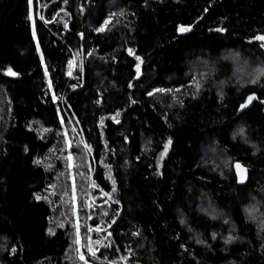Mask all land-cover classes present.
<instances>
[{"label":"trees","instance_id":"obj_1","mask_svg":"<svg viewBox=\"0 0 264 264\" xmlns=\"http://www.w3.org/2000/svg\"><path fill=\"white\" fill-rule=\"evenodd\" d=\"M34 10L0 0V264H264V0Z\"/></svg>","mask_w":264,"mask_h":264},{"label":"rangeland","instance_id":"obj_2","mask_svg":"<svg viewBox=\"0 0 264 264\" xmlns=\"http://www.w3.org/2000/svg\"><path fill=\"white\" fill-rule=\"evenodd\" d=\"M30 2V16H31V20H32V25H33V29H34V19H35V10H34V0H29ZM35 33V31H34ZM75 65V59H71L69 61V69H70V73H71V70L73 69ZM68 139V138H67ZM68 146H70V142L68 140ZM202 156H203V159L205 158H208L210 160V156L211 157H215V158H218L216 156V153L213 152V150L211 148H206V149H203L202 150ZM219 159V162L222 163L221 161V158H218ZM68 160H69V172H70V177L72 178V180L74 179V168H75V165H74V161H73V156L72 154L70 153L68 155ZM224 164L222 166H224L226 164V162L224 161L223 162ZM72 197L74 199V212H75V217H76V222H77V245H78V249H79V256L82 257V254L80 253L81 249H82V241H81V236H80V229H79V224H78V214H77V206H76V197H77V190L76 188H74V181H73V189H72ZM90 240H92V237H90Z\"/></svg>","mask_w":264,"mask_h":264},{"label":"water","instance_id":"obj_3","mask_svg":"<svg viewBox=\"0 0 264 264\" xmlns=\"http://www.w3.org/2000/svg\"><path fill=\"white\" fill-rule=\"evenodd\" d=\"M69 24H70V21L67 22V24H66V27L68 29H69ZM80 37H81V39L83 41L82 36H80ZM81 49H82V65H83V60H84V57H85V54L83 52V45H81ZM252 102H253L252 99L251 100L247 99L246 101H244L243 104L239 108V112L245 111L247 108H249L252 105ZM238 165H239V167H237ZM234 172H235L238 184L242 185V184L247 183V181L249 179V167L244 165L242 162L237 161L234 164ZM118 217H119V215L116 217L115 221L117 220ZM101 231H103V230H101ZM107 234H110V232H107ZM106 240H107V236H106L105 241L103 242V244L106 242ZM103 244L100 245L99 248H101L103 246Z\"/></svg>","mask_w":264,"mask_h":264},{"label":"snow or ice","instance_id":"obj_4","mask_svg":"<svg viewBox=\"0 0 264 264\" xmlns=\"http://www.w3.org/2000/svg\"><path fill=\"white\" fill-rule=\"evenodd\" d=\"M101 30H103V29H101ZM187 30L188 29H183V28L181 29V31H187ZM259 39L264 40V37H259ZM137 59H139V57ZM137 70H139V69H137ZM8 71H9L10 74L16 75V73L12 72L11 69H9ZM249 99L251 100L252 97H250ZM237 167H239V165Z\"/></svg>","mask_w":264,"mask_h":264}]
</instances>
